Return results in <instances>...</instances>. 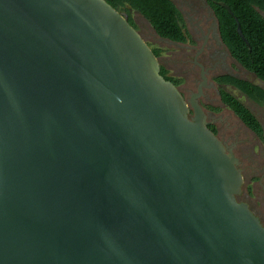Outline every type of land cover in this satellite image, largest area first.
<instances>
[{"label": "water", "instance_id": "obj_1", "mask_svg": "<svg viewBox=\"0 0 264 264\" xmlns=\"http://www.w3.org/2000/svg\"><path fill=\"white\" fill-rule=\"evenodd\" d=\"M236 164L106 0H0V264H264Z\"/></svg>", "mask_w": 264, "mask_h": 264}, {"label": "flooded vegetation", "instance_id": "obj_2", "mask_svg": "<svg viewBox=\"0 0 264 264\" xmlns=\"http://www.w3.org/2000/svg\"><path fill=\"white\" fill-rule=\"evenodd\" d=\"M170 2L177 10L182 26L181 37L176 40L159 36L149 22L127 2L121 6L120 13L147 45L148 41H151L157 45L172 46L168 47L171 49H158L156 57L159 63L161 62L160 67L164 70L168 68L176 76L171 78L184 100L192 98L201 107L207 128L221 142L225 152H230L237 160L236 168L241 174L242 182L235 199L246 204L264 227V102L251 100L228 82L229 79L248 81L242 77L251 72L245 70L230 55L222 40L219 22L211 2ZM147 26L152 32L147 30ZM228 89H237L248 101L246 105L242 102L241 104L259 124L260 134L247 126L233 109L221 100V91L229 93ZM219 108L223 109V114L219 112ZM188 115H192L191 108Z\"/></svg>", "mask_w": 264, "mask_h": 264}, {"label": "trees", "instance_id": "obj_3", "mask_svg": "<svg viewBox=\"0 0 264 264\" xmlns=\"http://www.w3.org/2000/svg\"><path fill=\"white\" fill-rule=\"evenodd\" d=\"M117 11L127 2L137 10L161 37L176 40L181 37L182 26L177 10L170 0H106ZM216 13L221 37L230 55L264 85V0H209ZM219 2L225 3L231 14ZM239 25L242 36L236 31ZM155 56L158 49H151ZM160 67V74L173 84L174 80L166 76ZM237 89L255 102H264V88L245 80L229 79ZM220 98L229 105L243 122L254 132L260 134L261 128L252 114L231 94L221 91Z\"/></svg>", "mask_w": 264, "mask_h": 264}, {"label": "rangeland", "instance_id": "obj_4", "mask_svg": "<svg viewBox=\"0 0 264 264\" xmlns=\"http://www.w3.org/2000/svg\"><path fill=\"white\" fill-rule=\"evenodd\" d=\"M147 30H149L150 32H152V29L149 28V26H147ZM146 32V31H145ZM148 46L151 48V49H160L162 47H172V46H168V45H157V43L155 42H151V41H148ZM168 49H171V48H168ZM161 63V62H160ZM243 69V68H242ZM244 70V69H243ZM166 71V74L170 77H176L168 68L165 69ZM242 78H245L246 80H248L249 82H252L254 84H257V85H260L264 88V85L261 81H259L254 75L251 74H246L244 75ZM233 97L237 98L240 102H242L243 104H248V101L245 99V97L237 90V89H228L227 90ZM218 103V102H217ZM219 112L221 114L224 113L223 109L219 108L218 109Z\"/></svg>", "mask_w": 264, "mask_h": 264}]
</instances>
